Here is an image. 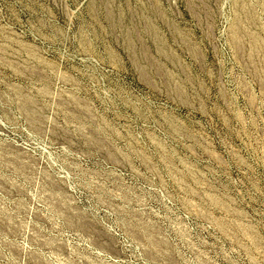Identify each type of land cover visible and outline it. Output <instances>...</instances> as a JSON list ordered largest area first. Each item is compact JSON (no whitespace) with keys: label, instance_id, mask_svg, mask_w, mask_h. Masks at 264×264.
Masks as SVG:
<instances>
[{"label":"rangeland","instance_id":"rangeland-1","mask_svg":"<svg viewBox=\"0 0 264 264\" xmlns=\"http://www.w3.org/2000/svg\"><path fill=\"white\" fill-rule=\"evenodd\" d=\"M0 264H264V0H0Z\"/></svg>","mask_w":264,"mask_h":264}]
</instances>
